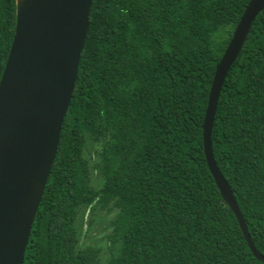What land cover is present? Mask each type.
Here are the masks:
<instances>
[{"label": "trees", "instance_id": "obj_1", "mask_svg": "<svg viewBox=\"0 0 264 264\" xmlns=\"http://www.w3.org/2000/svg\"><path fill=\"white\" fill-rule=\"evenodd\" d=\"M249 1L92 0L23 264H102L101 249L81 239L83 211L96 208L118 209L103 264H264L211 173L202 127L216 66ZM15 27L16 0H0V80ZM212 138L264 254V10L226 76Z\"/></svg>", "mask_w": 264, "mask_h": 264}, {"label": "water", "instance_id": "obj_2", "mask_svg": "<svg viewBox=\"0 0 264 264\" xmlns=\"http://www.w3.org/2000/svg\"><path fill=\"white\" fill-rule=\"evenodd\" d=\"M92 0H16V27L0 80V264H23L79 73ZM264 0H250L216 66L203 122L204 151L253 254L234 192L217 165L213 126L226 76Z\"/></svg>", "mask_w": 264, "mask_h": 264}, {"label": "rangeland", "instance_id": "obj_3", "mask_svg": "<svg viewBox=\"0 0 264 264\" xmlns=\"http://www.w3.org/2000/svg\"><path fill=\"white\" fill-rule=\"evenodd\" d=\"M91 159H93L92 164L93 162L100 161V157L97 154ZM92 184L94 187H99L101 185V180L98 178L96 179L95 174H93ZM117 212L118 209L116 208H96L94 211H90L89 209L83 211L84 215L81 230L84 232L81 235L82 243L93 245L101 249L100 260L102 264L111 256L107 236L113 230L111 221L115 218Z\"/></svg>", "mask_w": 264, "mask_h": 264}]
</instances>
